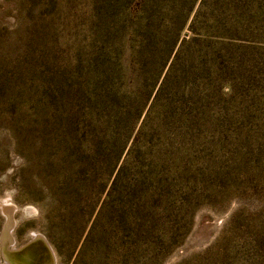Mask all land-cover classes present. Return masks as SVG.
<instances>
[{"label": "rangeland", "instance_id": "rangeland-1", "mask_svg": "<svg viewBox=\"0 0 264 264\" xmlns=\"http://www.w3.org/2000/svg\"><path fill=\"white\" fill-rule=\"evenodd\" d=\"M0 210L7 262L264 264V0H0Z\"/></svg>", "mask_w": 264, "mask_h": 264}, {"label": "flooded vegetation", "instance_id": "flooded-vegetation-1", "mask_svg": "<svg viewBox=\"0 0 264 264\" xmlns=\"http://www.w3.org/2000/svg\"><path fill=\"white\" fill-rule=\"evenodd\" d=\"M0 213L3 212L0 210ZM2 216L4 217V223L0 226V264H18L19 262L21 264H50L51 256L47 246L43 244L42 239L35 238L33 236L34 233H28V239L24 243L18 241L19 235L16 232L18 225L15 221L10 226L11 238L5 246L8 253L11 252V255L15 258V262L10 258L11 261H8V263L3 254L5 250L1 235L4 233L9 219H7L4 213Z\"/></svg>", "mask_w": 264, "mask_h": 264}, {"label": "water", "instance_id": "water-1", "mask_svg": "<svg viewBox=\"0 0 264 264\" xmlns=\"http://www.w3.org/2000/svg\"><path fill=\"white\" fill-rule=\"evenodd\" d=\"M40 238L42 239L43 244H45V246H47V249H48V251L50 253V256H51V262L50 263L55 264V258H54V255H53L52 251H51V247H50L49 243L47 242V240L45 239L44 236L41 235Z\"/></svg>", "mask_w": 264, "mask_h": 264}, {"label": "bare ground", "instance_id": "bare-ground-1", "mask_svg": "<svg viewBox=\"0 0 264 264\" xmlns=\"http://www.w3.org/2000/svg\"><path fill=\"white\" fill-rule=\"evenodd\" d=\"M34 237H35V238H40L41 235L35 234ZM40 239H41V238H40ZM11 242H12V241H11ZM50 262H51V260H50ZM50 264H52V263H50Z\"/></svg>", "mask_w": 264, "mask_h": 264}]
</instances>
